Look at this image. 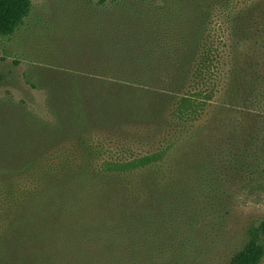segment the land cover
Masks as SVG:
<instances>
[{"label":"trees","instance_id":"trees-1","mask_svg":"<svg viewBox=\"0 0 264 264\" xmlns=\"http://www.w3.org/2000/svg\"><path fill=\"white\" fill-rule=\"evenodd\" d=\"M161 1L147 19L138 16L129 24L107 19L108 27L101 26L94 31L96 40H89L95 41L92 51L68 62L76 66L43 64L32 69L35 77L24 76L43 90L51 120L17 104L1 109L0 176L6 197H17L14 178L32 173L50 148L70 141L76 153L86 155L78 153L85 163L71 170H37L45 182L30 199L6 209L0 264H144V245L173 236L186 220L168 203L202 187L191 181L198 154L194 141L189 139L180 153L177 133L191 126L195 114L197 92L189 84L201 71L193 66L201 67L207 58H196L203 34L197 26L210 0ZM30 9V0H0V36L12 35ZM92 133L159 147L95 172L83 167L90 164L93 150L86 141ZM78 197H92L98 215L87 214ZM252 235L230 264L259 262L264 220Z\"/></svg>","mask_w":264,"mask_h":264},{"label":"rangeland","instance_id":"rangeland-1","mask_svg":"<svg viewBox=\"0 0 264 264\" xmlns=\"http://www.w3.org/2000/svg\"><path fill=\"white\" fill-rule=\"evenodd\" d=\"M30 1V13L17 30L0 36V116L5 104H17L51 120L43 90L32 87L24 76L35 77L32 69L40 65L66 66L76 62V56L90 53L95 41L89 40L101 26L108 27L107 19L129 24L138 16L147 19L155 13V5L163 4L161 0ZM204 10L202 26H197L203 34L196 58H207L201 67L193 66L201 71L189 84L197 92L195 114L191 126L177 133L180 153L189 139L194 141L198 154L191 181L202 187L188 197H171L169 209L186 220L173 236L162 235L154 245H144V264H230L264 220V0H210ZM86 142L93 152L90 164L83 167L95 172L117 168L116 162L159 147L156 142L114 139L106 133H92ZM78 153L68 141L41 154L32 173L14 178L17 197H6L5 178L0 176V241L6 209L30 199L29 193L45 182L37 170L82 166L84 157ZM78 199L87 214L98 215L92 197ZM189 215H195L193 222L187 220ZM257 264H264V254Z\"/></svg>","mask_w":264,"mask_h":264}]
</instances>
